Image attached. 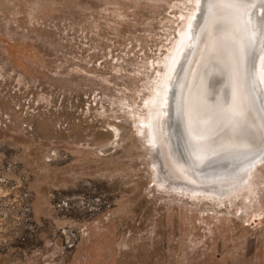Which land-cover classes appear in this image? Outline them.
<instances>
[{"label":"rangeland","instance_id":"374dc122","mask_svg":"<svg viewBox=\"0 0 264 264\" xmlns=\"http://www.w3.org/2000/svg\"><path fill=\"white\" fill-rule=\"evenodd\" d=\"M180 1L0 0V264H264V165L233 207L209 197L243 179L213 173L256 148L248 119L190 167L172 124L145 134ZM214 87L203 121L236 123Z\"/></svg>","mask_w":264,"mask_h":264},{"label":"bare ground","instance_id":"6f19581e","mask_svg":"<svg viewBox=\"0 0 264 264\" xmlns=\"http://www.w3.org/2000/svg\"><path fill=\"white\" fill-rule=\"evenodd\" d=\"M185 2L191 9L188 15H180L179 21H184L183 28L179 29L180 37L169 48L165 61L159 62L165 65V71L158 74L154 95L147 104L149 116L144 121L148 125L145 134L150 133L151 141L164 144L171 133L167 130L165 134L164 130L172 124L173 135L177 136V140L175 136L173 139L179 147L182 145L183 156L190 167L189 160L201 164L209 158L205 156V149L221 145V150L226 145H222L224 141L233 142L241 137L239 125L247 118L256 148L236 156L226 154V162L213 173L224 176L236 173L243 179L232 183L231 196L226 192L209 196L219 204L229 203L233 207L249 197L254 188V172L264 165V0H182L181 4ZM254 82L259 92L254 91ZM211 84L218 95L221 93L231 99V116L235 118L237 106L242 109L236 123L218 124L214 128L204 122L201 112L207 109L208 103L204 93ZM247 107L254 119L246 114ZM212 111L209 108L206 119L214 115ZM112 129L119 137V129L115 126ZM194 148L198 152L195 153ZM174 160L178 161L177 157ZM175 164L172 166L176 167Z\"/></svg>","mask_w":264,"mask_h":264}]
</instances>
